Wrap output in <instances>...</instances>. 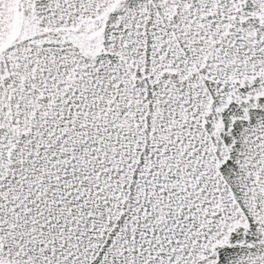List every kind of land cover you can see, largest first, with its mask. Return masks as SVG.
<instances>
[{
	"label": "snow or ice",
	"instance_id": "1",
	"mask_svg": "<svg viewBox=\"0 0 264 264\" xmlns=\"http://www.w3.org/2000/svg\"><path fill=\"white\" fill-rule=\"evenodd\" d=\"M0 264H264V0H0Z\"/></svg>",
	"mask_w": 264,
	"mask_h": 264
}]
</instances>
